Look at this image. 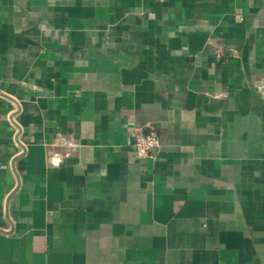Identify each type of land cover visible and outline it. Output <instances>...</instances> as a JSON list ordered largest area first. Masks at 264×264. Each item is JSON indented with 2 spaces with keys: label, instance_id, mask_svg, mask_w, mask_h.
<instances>
[{
  "label": "crops",
  "instance_id": "obj_1",
  "mask_svg": "<svg viewBox=\"0 0 264 264\" xmlns=\"http://www.w3.org/2000/svg\"><path fill=\"white\" fill-rule=\"evenodd\" d=\"M0 264H264V0H0Z\"/></svg>",
  "mask_w": 264,
  "mask_h": 264
},
{
  "label": "built area",
  "instance_id": "obj_2",
  "mask_svg": "<svg viewBox=\"0 0 264 264\" xmlns=\"http://www.w3.org/2000/svg\"><path fill=\"white\" fill-rule=\"evenodd\" d=\"M132 147L138 158L156 157L161 146L159 135L156 131H145L141 127L135 128L132 133Z\"/></svg>",
  "mask_w": 264,
  "mask_h": 264
}]
</instances>
